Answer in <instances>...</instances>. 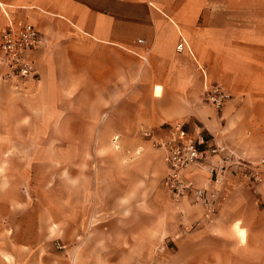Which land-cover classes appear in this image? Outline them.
Instances as JSON below:
<instances>
[{
    "label": "crops",
    "instance_id": "obj_1",
    "mask_svg": "<svg viewBox=\"0 0 264 264\" xmlns=\"http://www.w3.org/2000/svg\"><path fill=\"white\" fill-rule=\"evenodd\" d=\"M8 15L39 42L33 78L0 61V136L100 137V264H264V0H0V33ZM177 121L222 149L185 170L209 205L170 197L142 136Z\"/></svg>",
    "mask_w": 264,
    "mask_h": 264
},
{
    "label": "rangeland",
    "instance_id": "obj_2",
    "mask_svg": "<svg viewBox=\"0 0 264 264\" xmlns=\"http://www.w3.org/2000/svg\"><path fill=\"white\" fill-rule=\"evenodd\" d=\"M1 149L0 264H100V137L0 136Z\"/></svg>",
    "mask_w": 264,
    "mask_h": 264
},
{
    "label": "built area",
    "instance_id": "obj_3",
    "mask_svg": "<svg viewBox=\"0 0 264 264\" xmlns=\"http://www.w3.org/2000/svg\"><path fill=\"white\" fill-rule=\"evenodd\" d=\"M38 42L39 32L32 23L24 18L7 16V24L0 33V61L6 66L8 77L27 79L35 76L31 53ZM183 45L184 41L178 43L177 50H181ZM228 98V93L220 85L213 83L206 86L204 99L212 106L220 108ZM142 136L150 140L154 147L162 150L167 164L162 186L170 197H190L196 203L209 205L214 193L186 178L185 170L201 163L208 154H217L222 149L218 146L204 147L205 140L193 138L184 123L179 121L167 126L162 136L148 129L142 132ZM261 163H264V160ZM207 170L211 174L217 173L214 166ZM252 175L254 179H260L256 173Z\"/></svg>",
    "mask_w": 264,
    "mask_h": 264
},
{
    "label": "bare ground",
    "instance_id": "obj_4",
    "mask_svg": "<svg viewBox=\"0 0 264 264\" xmlns=\"http://www.w3.org/2000/svg\"><path fill=\"white\" fill-rule=\"evenodd\" d=\"M240 231V230H239ZM242 234V233H241Z\"/></svg>",
    "mask_w": 264,
    "mask_h": 264
}]
</instances>
